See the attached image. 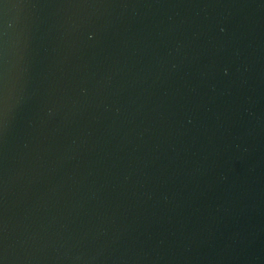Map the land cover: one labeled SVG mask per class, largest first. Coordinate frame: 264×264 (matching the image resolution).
<instances>
[{"label": "water", "instance_id": "water-1", "mask_svg": "<svg viewBox=\"0 0 264 264\" xmlns=\"http://www.w3.org/2000/svg\"><path fill=\"white\" fill-rule=\"evenodd\" d=\"M0 264H264V0H0Z\"/></svg>", "mask_w": 264, "mask_h": 264}]
</instances>
